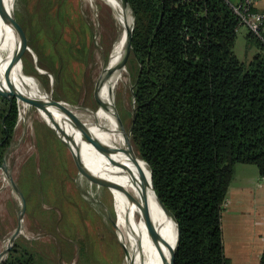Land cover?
Segmentation results:
<instances>
[{"label":"trees","instance_id":"1","mask_svg":"<svg viewBox=\"0 0 264 264\" xmlns=\"http://www.w3.org/2000/svg\"><path fill=\"white\" fill-rule=\"evenodd\" d=\"M129 2L136 16L129 56L131 141L152 172L156 194L176 217L180 236L173 264H227L222 216L235 167L254 164L264 178V39L241 22L233 0ZM63 12L37 25L31 19L33 33L26 37L38 64L25 55L45 86L54 81L52 96L59 100L77 83L56 46ZM241 25L250 29L248 44L258 49L248 63L235 52ZM41 33L52 52L39 45ZM18 107L16 96L0 86V167L14 139ZM0 264L38 263L16 242Z\"/></svg>","mask_w":264,"mask_h":264},{"label":"rangeland","instance_id":"2","mask_svg":"<svg viewBox=\"0 0 264 264\" xmlns=\"http://www.w3.org/2000/svg\"><path fill=\"white\" fill-rule=\"evenodd\" d=\"M8 8L20 24L24 21L22 25L27 36L29 32L33 33L31 19L37 25L42 19L47 22L55 20L53 15L58 10L64 11L63 20L58 23L62 38L56 46L64 50L67 71L77 83L74 90H66V99L56 101L71 109L67 117L74 126L82 124L86 127V131H80L85 140L96 139L83 121L89 115L93 117L91 109L101 108L95 98V86L118 33L110 6L104 0H11ZM3 15L4 11L0 14V53H7L14 61L19 43L14 29ZM249 30L248 26L241 25L235 43L236 54L246 63L258 50L255 45L248 44ZM41 34L40 40L36 38L39 45L48 44L45 52H52V45L44 38L45 33ZM70 44L73 47L71 54L68 53L71 52ZM84 48L86 53L81 54ZM31 51L35 52L27 40L25 52L15 62L16 67L24 74L36 76L52 96L54 81L50 79L45 86L43 77L31 73L25 55L28 53L35 65L38 64ZM127 69L128 79L120 84L114 96L122 123L129 131L134 111L129 60ZM37 71L43 74L40 67ZM18 106L20 117L22 107L19 101ZM25 116L23 121L18 117L14 139L5 156L8 173L24 194L27 208L20 216L22 198L13 184H8L6 172L0 167V254L7 248L6 241L21 220V233L14 244L17 242L31 250L38 264H124L126 248L117 230L118 208L113 190L84 173L87 166L101 175L99 168L81 162L42 119L35 106H29ZM173 229L176 230L175 223Z\"/></svg>","mask_w":264,"mask_h":264},{"label":"bare ground","instance_id":"3","mask_svg":"<svg viewBox=\"0 0 264 264\" xmlns=\"http://www.w3.org/2000/svg\"><path fill=\"white\" fill-rule=\"evenodd\" d=\"M10 1L0 0V14L5 9L4 4L8 8ZM104 1L112 9L116 25L118 26L117 37L111 48L109 60L105 65L107 68L115 69L103 81L101 95L106 105L96 108L95 111L91 109L90 112L93 117L89 115L83 122L106 145L105 147L108 151H105V156L85 140V137H82L83 135L80 132L81 127L74 126L70 118L67 117V113L65 112L68 110L67 106L56 103L52 105L51 109L56 119L62 122L69 134L75 136L78 145L81 146L80 150L83 154L84 162L95 165V167L99 168L102 176L117 183L120 187H111V189L113 190L118 208L117 230L126 248L124 264H165V258L161 250L167 259H169L171 249L174 248L176 243L177 228L176 230L173 229V220L167 216L158 201L152 186L151 172L148 164L137 155L136 149L134 150L133 148L132 151V147L125 138L126 135L119 130L114 112V103L116 102L114 94L120 84L128 79L127 65L118 67V64L124 51L127 27L133 25V16L131 11L129 9L126 10L119 0ZM10 59L7 53H0V82L7 83L5 73L9 71L11 72L10 80L12 84L22 91L18 93L19 102L22 107L19 117L20 121L26 119L27 108L35 106L39 115L46 122L48 117L32 98L39 94L38 81L20 72L16 66H11L10 62L12 60ZM5 179L8 184L10 182L12 184L14 180L9 173H6ZM144 193L147 195L150 206L147 228L141 218L140 208V198ZM138 236L139 238L143 237L141 243ZM11 237L6 241L7 246L10 244Z\"/></svg>","mask_w":264,"mask_h":264},{"label":"water","instance_id":"4","mask_svg":"<svg viewBox=\"0 0 264 264\" xmlns=\"http://www.w3.org/2000/svg\"><path fill=\"white\" fill-rule=\"evenodd\" d=\"M121 2V4L123 5V7L126 10H130L133 16V25L131 27H127V32L125 35V43H124V51L122 54V57L119 61L118 67H124L127 65V62L129 60V56L131 54V50H132V42H133V33H134V29H135V24H136V16L134 13V10L129 2V0H119ZM5 10H4V15L3 18L4 20L12 26V28L14 29V32H16V34H18L21 37V42L19 44V50H18V54H16V58L14 61H12L10 64L11 66H16L15 62L16 60H19V57L21 55H23V53L25 52L26 49V44H27V37L25 34L24 29L22 28L21 24L16 20V18L14 17L13 14L10 13V9L7 8V6L4 4ZM115 68H107L105 67L102 71V74L100 75L99 79L96 82V86H95V98L97 99V103L99 104L98 106H105L106 102L103 100L102 95H101V91L103 88V81L105 77L110 76L113 72H114ZM27 75H29L30 77H33L34 79H36L39 83V94L36 97H32L35 102L38 104V106L41 108V110L45 113V115L48 117V119L46 120L47 125L53 129V131L61 138V140L67 145L69 146V148L74 151L76 153V155L80 158V161L83 162L84 158H83V154L80 150L81 146L78 145V142L75 139V136H73L72 134H69V132L67 131V129L63 126L61 121H58L55 117V115L52 112V105L53 104H60V105H64L62 102L56 101L59 99H55L53 98V96L49 95L46 91V89L44 88L43 84H41V82L39 81V79L34 76V75H30L28 73H26ZM10 76H11V72L6 71L5 73V79L7 81V83H3L0 82V86L2 88H5L6 90H8L11 94H13L14 96H16V98L19 101V96L18 93H21L22 91L19 90V88H16V86L14 84H12L11 80H10ZM68 107V106H67ZM67 114H71V111L68 110L65 111ZM114 112L116 115V119L118 122V126H119V130L121 131V133H123L124 135H126V140L129 143V145L132 147V151H133V145H132V141H131V131L132 128L129 131H126L123 123H122V119L120 117V114L116 108V104L114 103ZM78 127H81L82 131H86V127L82 124L78 125ZM126 131V134H125ZM89 143H91L93 145V147L99 152L101 153L103 156H105V151H108V149L105 147L106 145L101 141V139L96 138L93 140L88 141ZM8 153V152H6ZM7 155V154H6ZM145 161V160H144ZM146 162V161H145ZM85 165V163H84ZM86 166V165H85ZM1 167L3 168V170L8 173V167H7V162H6V156H4ZM87 170H84L85 174H90L95 180H100L101 182L105 183L106 185H108L109 187H119V185L115 182H113L112 180L97 174L96 172H94L93 170L89 169L86 166ZM88 171V172H87ZM151 172V170H150ZM89 177V176H88ZM91 179V177H89ZM94 180V181H95ZM151 180H152V172H151ZM97 182V181H96ZM13 187L14 189L19 193V195L22 198V210L20 213V216H22L27 208V203H26V198L24 196V194L21 192L18 184L15 182V180L12 181ZM152 186L154 189V185H153V181H152ZM120 188V187H119ZM155 191V189H154ZM156 193V192H155ZM157 195V194H156ZM158 201L160 202L162 208L164 209V211L166 212L167 216L169 218H171L173 220V222L176 225L177 228V238H176V243L174 248L171 251V256L169 257V259H167V257L165 256L164 252L161 250L162 255L165 258V264H173V260L174 257L176 255L177 249H178V245H179V236H180V229L179 226L177 224V220L175 215L173 214V212L164 204V202L159 198V196L157 195ZM140 208H141V218L143 220V222L145 223V226L147 228L148 225V219H149V214H150V206L148 203V198L147 195L144 193L142 195V197L140 198ZM22 219V218H20ZM21 220L20 223L16 229V231L13 233L12 237H11V241L10 244L7 246V248L0 254V263H2L5 260L6 255L9 253L11 247L14 245L15 239L17 237V235L19 233H21ZM138 239L141 243L143 237ZM158 241V240H157ZM126 251V250H125Z\"/></svg>","mask_w":264,"mask_h":264},{"label":"crops","instance_id":"5","mask_svg":"<svg viewBox=\"0 0 264 264\" xmlns=\"http://www.w3.org/2000/svg\"><path fill=\"white\" fill-rule=\"evenodd\" d=\"M259 9H264V1ZM222 230L227 264H262L264 178L256 165H236L223 211Z\"/></svg>","mask_w":264,"mask_h":264},{"label":"built area","instance_id":"6","mask_svg":"<svg viewBox=\"0 0 264 264\" xmlns=\"http://www.w3.org/2000/svg\"><path fill=\"white\" fill-rule=\"evenodd\" d=\"M261 0H241L232 4L234 11L239 15L241 22L246 24L264 39V9L254 10L253 7L259 8Z\"/></svg>","mask_w":264,"mask_h":264}]
</instances>
